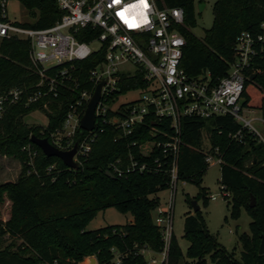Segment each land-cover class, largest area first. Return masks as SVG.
Returning <instances> with one entry per match:
<instances>
[{"label": "trees", "instance_id": "obj_1", "mask_svg": "<svg viewBox=\"0 0 264 264\" xmlns=\"http://www.w3.org/2000/svg\"><path fill=\"white\" fill-rule=\"evenodd\" d=\"M19 1L34 17L33 28H47L61 16L54 0ZM159 7L183 11V24L177 27L185 40L180 67L192 77L209 73L213 82L226 75L237 36L245 31L255 32L264 20V0H216L212 6V24L204 31L203 38L197 39L191 32L195 26L194 0H162ZM28 50L26 39L13 37L0 42V95L18 89L25 100L36 90L38 78L30 64ZM103 55V51H99L84 61L61 66L76 79V85L70 81L65 83L57 98H44L27 105L22 101L7 106L0 116V155L12 156L21 165L16 181L0 185V238L8 235L13 239L0 247V264H75L85 256L95 257L97 264H115L111 249L122 257L120 264H148L142 250L154 254L163 251L162 232L154 223L152 213L160 207L158 193L168 189L170 165H164L165 159L156 149L149 156L139 152L140 144L153 140L148 133L149 122L130 137H120L112 124L98 123L90 152L79 160L75 170L67 168L58 158L44 156L30 142L31 136L51 141L50 135L60 129L69 106L79 94L93 93L89 72L102 61ZM255 63L259 73L252 81H249L251 75L247 76L241 106L258 110L264 121V59ZM145 86L141 72L131 77L118 75V89L104 101L108 103ZM128 105L130 103L120 105L116 112L107 109L105 119L121 116L119 112ZM33 110L44 112L48 121L46 127L23 122ZM156 126L172 134L168 123ZM238 131H241L240 139L233 140L231 135ZM203 132L209 134L210 150L217 148L222 159L219 182L222 191L230 194L227 203L230 218L236 220L244 210L252 220L251 236L238 237L242 250L237 260L209 234L201 210L189 213L183 224V237L188 242L184 257L193 261L192 264H207V259L212 264H264V254H259L261 236L264 237L263 145L246 129L241 130V125L231 116L182 119L177 181L195 185L198 188L195 199L202 198L203 205L207 198L201 183L208 169L201 152ZM76 134L74 143L89 133L77 129ZM65 141L63 146H66ZM132 142H137V146L131 147ZM27 146L36 153L31 164L22 150ZM130 153L147 164L158 159L161 167L156 172L113 175L109 165L120 160L125 166ZM105 171L113 178L107 177ZM250 195L255 199L253 208L249 207ZM109 208L129 214L132 221L86 231L88 223ZM16 240L20 243L16 244ZM182 258L178 242L171 235L163 264H181Z\"/></svg>", "mask_w": 264, "mask_h": 264}, {"label": "built area", "instance_id": "obj_2", "mask_svg": "<svg viewBox=\"0 0 264 264\" xmlns=\"http://www.w3.org/2000/svg\"><path fill=\"white\" fill-rule=\"evenodd\" d=\"M12 0H0V42L4 39L18 37L29 42L28 57L38 82L36 90L24 100L22 91L11 89L0 95V116L7 106L20 103H36L40 99H55L65 83L76 85L65 64L84 61L93 53L103 51V59L89 72V79L95 87L101 82V98L95 110L94 129L77 143L74 158H85L94 141V131L98 123L112 124L120 132V137L134 135L146 122L150 123L149 136L153 138L138 146L142 156L156 149L161 152L164 165L169 164L170 198L165 209L156 210L154 223L160 227L164 243L163 251L157 255L160 261L151 259L148 264H163L171 239V212L173 194L177 185V158L180 147L181 122L187 117L203 120L220 116H231L262 143L264 136L253 126L254 119L246 120L242 115L248 111L241 106V94L245 80L249 75L259 73L256 60L264 59V20L255 32L240 33L235 41L233 60L226 75L212 81L209 73L192 77L181 67L185 40L177 31L183 24L182 9L160 8L162 0H54L61 16L47 28L31 27L35 19L17 23L9 18L8 3ZM19 1V0H18ZM98 31V33H97ZM81 38L88 40H80ZM96 45V46H93ZM141 72L146 86L139 99L130 103L109 120L105 119L107 109L103 104L118 88V75L127 77ZM94 91V90H93ZM92 94L85 91L79 94L74 104L69 106L68 113L59 130L50 135V144L62 150H70L72 138L79 127ZM45 107V105H44ZM118 111V108L112 110ZM168 123L172 134H167L156 125ZM264 124V121H261ZM102 131V128L99 129ZM241 131L231 135L239 140ZM57 137L58 134H62ZM157 138H163L159 141ZM66 140V146H63ZM116 140V139H115ZM132 142L131 147H136ZM27 153L29 164L36 155L30 148L22 149ZM201 152L209 166L212 163L221 165L222 159L218 149ZM113 175L122 177L129 173L156 172L161 164L158 159L151 163L140 162L130 153L128 163L122 166L120 160L109 165ZM222 190V189H221ZM223 197L226 193L222 191ZM215 200V196H210ZM148 250H142L143 253ZM113 263L120 264L122 257L114 249Z\"/></svg>", "mask_w": 264, "mask_h": 264}, {"label": "rangeland", "instance_id": "obj_3", "mask_svg": "<svg viewBox=\"0 0 264 264\" xmlns=\"http://www.w3.org/2000/svg\"><path fill=\"white\" fill-rule=\"evenodd\" d=\"M202 1V2H201ZM216 0H194L196 12H195V26L191 29L194 37L202 39L204 31L210 28L212 24V6ZM201 2V3H200ZM202 5L199 12L197 6ZM8 14L12 21L17 23L28 22L34 18L31 12L26 9L20 1L12 0L8 3ZM96 46V45H93ZM141 91L132 90L123 95H119L115 99L106 103L103 102L108 108L112 110L117 109L120 105L129 104L141 96ZM243 111L242 115L246 120L254 119L252 126L264 136V124L261 122V115L258 110L247 109ZM23 122L29 126H36L44 128L47 125V118L44 112L39 110H33L29 112L24 118ZM65 133L58 134L57 137H61ZM76 133L72 138H68L70 142L76 139ZM209 134L206 132L202 133V150L207 151L209 148ZM21 171V165L19 162L9 155H0V185L13 183L18 178ZM220 165L212 163L208 166L205 176L202 178L201 187L206 190V204L203 205V199L198 200L195 197L198 194V188L188 182L178 181L174 194H173V209L171 212V233L177 240L180 247L183 258L181 264H192L193 261L186 260L184 257L188 242L183 237V224L184 218L189 213L193 214L191 202L196 201L197 205L202 211L206 228L209 234L216 237L217 242L225 248L229 253H233L235 259L239 260L240 252L242 250L241 244L238 237L242 234L251 236L249 230V224L252 221L251 218L246 214L244 210L240 211L239 217L234 220L230 218L229 203L230 194L226 193V197H223L221 186H220ZM160 200V208L165 209L167 202L170 198V190L166 189L157 195ZM210 196H215V200H211ZM153 219L157 216V211L152 213ZM131 218L129 214H121L114 208L106 209L103 212H99L95 218H93L87 225L86 231L97 230L106 226L113 225H124L128 223ZM225 218L227 220H225ZM13 239L9 238L8 235L0 238V247H5L10 244ZM16 244L20 242L15 241ZM145 260L149 263L151 259H155L157 262L160 261V256L152 252L145 251L143 253ZM93 259L94 263L97 264L95 257L85 256L75 264H90V260ZM207 264H212L207 259Z\"/></svg>", "mask_w": 264, "mask_h": 264}, {"label": "water", "instance_id": "obj_4", "mask_svg": "<svg viewBox=\"0 0 264 264\" xmlns=\"http://www.w3.org/2000/svg\"><path fill=\"white\" fill-rule=\"evenodd\" d=\"M199 12L202 8V5L197 6ZM255 78V75H251L249 77V81H252ZM105 84V81H101L94 89L90 100L87 103L84 115L81 117L79 121V127L82 131L91 132L94 129L95 125V110L101 98V88ZM30 142L37 146L40 151L46 157H55L58 158L67 168L69 169H77L79 164L75 162L74 158L77 152V143H74L73 147L68 151H62L53 145L50 144L47 138H38L36 136H31ZM105 175L109 178H113L112 174L109 171H105ZM255 206V199L252 195H250V203L249 207L253 208ZM191 207L193 213L200 210V207L197 205L196 201L191 202ZM259 254H264V237L261 236V242L259 246ZM94 260H90V264H93Z\"/></svg>", "mask_w": 264, "mask_h": 264}, {"label": "crops", "instance_id": "obj_5", "mask_svg": "<svg viewBox=\"0 0 264 264\" xmlns=\"http://www.w3.org/2000/svg\"><path fill=\"white\" fill-rule=\"evenodd\" d=\"M131 221H132V219L130 218V219L128 220V223L131 222Z\"/></svg>", "mask_w": 264, "mask_h": 264}]
</instances>
